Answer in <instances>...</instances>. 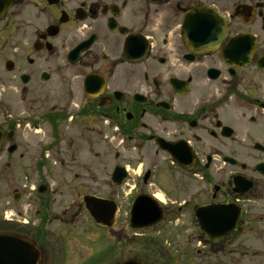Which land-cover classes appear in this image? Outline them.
Masks as SVG:
<instances>
[{"label": "flooded vegetation", "instance_id": "1", "mask_svg": "<svg viewBox=\"0 0 264 264\" xmlns=\"http://www.w3.org/2000/svg\"><path fill=\"white\" fill-rule=\"evenodd\" d=\"M86 195L190 222L207 264H264V0H0V234L84 264Z\"/></svg>", "mask_w": 264, "mask_h": 264}, {"label": "rangeland", "instance_id": "2", "mask_svg": "<svg viewBox=\"0 0 264 264\" xmlns=\"http://www.w3.org/2000/svg\"><path fill=\"white\" fill-rule=\"evenodd\" d=\"M86 148V157H92V153L97 149L94 143L84 144ZM96 147V148H95ZM90 160V159H87ZM94 161V159H93ZM106 163V162H105ZM93 165L92 163L89 164ZM102 176H105V172L101 170ZM16 174H12L9 176V173L6 175V203L9 205L6 207L7 209H12L16 212V204L13 200H10L9 194L14 190L16 185L12 182H9V178L11 180H16ZM93 177V174H86V183L88 180V185L86 187V191L90 190L95 193H100V195L106 196L110 194V187L103 184H94L89 181V178ZM53 181H51L52 183ZM71 195L64 197L63 202L67 201V203L71 200ZM123 204L120 206V217L118 218V224L116 226V230L112 232L113 235H116L117 241L113 238H110L108 231L105 227L96 225L91 220L84 221V239H85V247L86 249L83 251L81 255V259L85 258L86 262L92 264L94 262V258L99 256L104 252V250L111 248L114 249L112 258L109 255V251H106V255L99 259L97 257V261L95 264H109V261L116 258L118 260L126 259L127 257H138L140 259H144L147 263H156L153 260V256H149L150 260L144 255V248L142 243L144 240L151 241V246L155 245L154 242H157L161 247L162 251L165 254L162 256L164 258L165 264H207L206 257V249L203 248L202 239L199 236L192 237L191 231L193 230V225L190 222L186 223H175L164 221L162 225H158L156 228L147 230L144 232L135 233L133 230H130V216L126 214L127 208L122 201ZM14 212V213H15ZM16 215V214H15ZM14 216V215H12ZM86 217H88L86 213ZM120 229L125 232L127 235H123V232H120ZM118 231V232H117ZM151 231V232H149ZM149 232V233H147ZM144 233V234H143ZM123 235V237H121ZM152 238V239H151ZM123 242H127L123 244ZM142 259V260H143ZM156 260V258L154 257ZM119 262V261H118ZM117 262V263H118Z\"/></svg>", "mask_w": 264, "mask_h": 264}, {"label": "water", "instance_id": "3", "mask_svg": "<svg viewBox=\"0 0 264 264\" xmlns=\"http://www.w3.org/2000/svg\"><path fill=\"white\" fill-rule=\"evenodd\" d=\"M88 208L93 215L94 219L99 223H104L105 218H98L97 208L107 205L103 201H99L96 198H89L87 199ZM109 208V207H108ZM163 216V211L159 207V209L153 206H147L141 204L137 201L134 205L133 212H132V226L137 229H144L148 227H152L156 225L159 221H161ZM199 222L201 226L206 230L210 231L214 229L212 227L213 223H216L215 220L205 216L204 210L198 211ZM108 224V222H106ZM110 223H113L112 221ZM224 233V232H223ZM11 242L13 243V248L9 249V247L4 248L3 242ZM15 244V245H14ZM12 250V252L16 253L15 262L13 259H7L9 254L7 251ZM38 254L36 251L31 247L28 243L20 242L19 240L15 243L12 237L2 235L0 236V264H34L33 261L37 264L38 263ZM123 264H142L141 262L131 259L126 261Z\"/></svg>", "mask_w": 264, "mask_h": 264}, {"label": "bare ground", "instance_id": "4", "mask_svg": "<svg viewBox=\"0 0 264 264\" xmlns=\"http://www.w3.org/2000/svg\"><path fill=\"white\" fill-rule=\"evenodd\" d=\"M8 253V252H7ZM34 264H36L34 261H33Z\"/></svg>", "mask_w": 264, "mask_h": 264}]
</instances>
